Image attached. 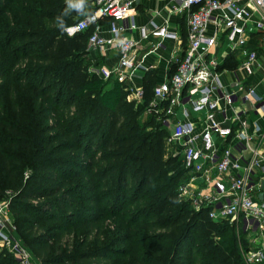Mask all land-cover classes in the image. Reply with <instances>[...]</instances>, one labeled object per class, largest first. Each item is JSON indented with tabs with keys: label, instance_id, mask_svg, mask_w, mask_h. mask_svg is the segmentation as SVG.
<instances>
[{
	"label": "trees",
	"instance_id": "16d2710c",
	"mask_svg": "<svg viewBox=\"0 0 264 264\" xmlns=\"http://www.w3.org/2000/svg\"><path fill=\"white\" fill-rule=\"evenodd\" d=\"M65 9L0 0V202L15 239L40 264H246L236 226L183 199L190 171L167 156L157 117L142 118L157 71L144 100H128L125 84L91 70L103 66L89 53L94 26L59 27L95 8ZM0 264L22 263L0 246Z\"/></svg>",
	"mask_w": 264,
	"mask_h": 264
},
{
	"label": "built area",
	"instance_id": "2783aa9c",
	"mask_svg": "<svg viewBox=\"0 0 264 264\" xmlns=\"http://www.w3.org/2000/svg\"><path fill=\"white\" fill-rule=\"evenodd\" d=\"M91 1L95 10L67 27L74 29L72 34L66 33L74 36L94 26L90 55L117 49L112 67L91 70L125 84L130 101L144 100L138 74L156 71V64L146 61L148 55L159 56L168 51V42L176 43L147 112L168 127L173 122L166 143L181 146L179 154L191 173L182 197L196 210L211 207L215 221H240L245 231L261 236L262 243L248 251L246 260L264 264V202L259 200L264 177V88L259 89L264 84V0H155L162 6L145 24L136 19L141 0ZM179 18L185 20V38ZM228 58L238 62L236 68L226 66ZM258 73H263L259 82L254 79ZM249 114L256 117L252 127ZM8 212V202L0 203V246L22 264H33L7 226Z\"/></svg>",
	"mask_w": 264,
	"mask_h": 264
},
{
	"label": "crops",
	"instance_id": "0c3cea01",
	"mask_svg": "<svg viewBox=\"0 0 264 264\" xmlns=\"http://www.w3.org/2000/svg\"><path fill=\"white\" fill-rule=\"evenodd\" d=\"M141 4L139 5L138 7V13L136 15V19H137V22H139L140 24H145L149 18H146V14H142L140 12V7L142 6L143 7V10H144V6L147 7L145 10H149V11H155L156 9H159L162 5L155 1V0H141ZM160 20V18H159ZM107 25L104 26L105 28V34H107L106 32V28ZM133 36H139L138 33H134L132 34ZM255 45V44H253ZM174 46H176V43L174 42H168V51L166 52H162L159 56H155V55H148V58L146 59L147 62H151V63H155L156 64V71H157V80H158V83L162 82L164 80V78L166 77L167 73H168V62L170 60V57H171V51L172 49L174 48ZM256 46V45H255ZM262 47V46H261ZM93 56L94 57H100L101 60H102V65L105 66V67H112L118 60V51L117 49H111V50H97L96 52L93 53ZM143 76V77H142ZM263 77V73H258L256 76H255V81L259 82L260 79H262ZM228 80H230V76H227L224 81L229 83ZM144 81H145V74L143 75V73H139L138 74V77L136 78V82H137V85H142L144 86ZM157 83V84H158ZM264 88V84L263 85H260L259 86V89H262ZM178 111V109L176 110V112ZM252 114H249L248 116V123H249V126L252 127V124L254 123L255 120H251L250 118L252 117L251 116ZM180 117V113H178V118ZM175 119V118H174ZM256 119V117H255ZM262 123V122H260ZM256 237H259V238H262L261 236H256ZM263 239V238H262ZM254 243H257V246H259L262 242L255 238L254 240Z\"/></svg>",
	"mask_w": 264,
	"mask_h": 264
},
{
	"label": "rangeland",
	"instance_id": "374dc122",
	"mask_svg": "<svg viewBox=\"0 0 264 264\" xmlns=\"http://www.w3.org/2000/svg\"><path fill=\"white\" fill-rule=\"evenodd\" d=\"M88 8H93V5H92V1L91 0H86V7H85V10H87ZM147 7L144 6V10H143V7L141 6L140 7V12L142 14H146V18H150L151 16H153V13L154 11H149V10H145ZM84 10V11H85ZM80 14V13H79ZM80 18H83L85 16V13L83 14H80ZM229 60H232L230 58H228V61ZM228 64H231L228 62ZM230 67V66H229ZM237 65L235 66H232L231 68H236ZM97 68V67H95ZM151 116V114H149L147 111L143 114V120L145 121L146 119H148L149 117ZM252 117L250 118L251 120H255V115H251ZM158 120V119H157ZM160 121V120H159ZM163 121V120H162ZM162 121H160L162 123ZM172 125L171 127L169 126H166L162 123L161 125V129H164L165 130V140L169 138L170 134H171V131L173 129V122H171ZM151 129V128H149ZM165 151H166V154L168 157H171V156H177L179 154V152L181 153V146H179L178 143H165ZM190 182V180H189ZM183 199H186V198H183ZM191 202V201H190ZM0 203H3V201H1ZM193 205V204H192ZM194 207V206H193ZM5 217L11 221V224L13 225V222L11 220V215L10 213L8 212ZM226 224H234L236 226V230H237V233L239 234V237H240V241L242 242V246H241V250H240V255H241V259L243 260V262H245L246 264H249L246 260V257H247V254H248V251L251 250L252 248H256L257 247V243H254V240L255 238L259 239L261 242L263 241L262 238H259V237H256L257 233H249L247 231H245V229L243 228V224L239 221L237 224L234 222H232L231 220H226L225 221ZM75 236L69 238V240H73V238H75ZM2 248V247H1ZM30 260L33 264H40L38 261H36L32 255H30Z\"/></svg>",
	"mask_w": 264,
	"mask_h": 264
},
{
	"label": "clouds",
	"instance_id": "9594fccd",
	"mask_svg": "<svg viewBox=\"0 0 264 264\" xmlns=\"http://www.w3.org/2000/svg\"><path fill=\"white\" fill-rule=\"evenodd\" d=\"M67 4H68V9H74L78 13L83 14L86 7V0H67ZM68 9H65L63 15H68ZM57 21L61 30L67 31L69 34H72L74 32V29L72 28H65V22L63 16L57 17Z\"/></svg>",
	"mask_w": 264,
	"mask_h": 264
},
{
	"label": "water",
	"instance_id": "95a60500",
	"mask_svg": "<svg viewBox=\"0 0 264 264\" xmlns=\"http://www.w3.org/2000/svg\"><path fill=\"white\" fill-rule=\"evenodd\" d=\"M259 187L261 189V193L259 194V200L264 202V177L260 180ZM7 226L10 228L11 231H13L11 224L7 223Z\"/></svg>",
	"mask_w": 264,
	"mask_h": 264
}]
</instances>
